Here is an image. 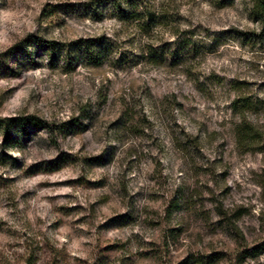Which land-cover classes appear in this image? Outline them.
<instances>
[{
    "label": "rangeland",
    "instance_id": "obj_1",
    "mask_svg": "<svg viewBox=\"0 0 264 264\" xmlns=\"http://www.w3.org/2000/svg\"><path fill=\"white\" fill-rule=\"evenodd\" d=\"M93 1L0 0V264H264L252 0H149L147 32ZM102 36V66L36 46Z\"/></svg>",
    "mask_w": 264,
    "mask_h": 264
},
{
    "label": "trees",
    "instance_id": "obj_2",
    "mask_svg": "<svg viewBox=\"0 0 264 264\" xmlns=\"http://www.w3.org/2000/svg\"><path fill=\"white\" fill-rule=\"evenodd\" d=\"M103 4L112 5L117 10L120 18L138 24L146 32L147 29L165 19L164 12L160 13V11L158 12L152 8L149 5V0H95L92 6L97 7V5L101 6ZM126 4L128 8L123 6ZM250 13L259 22L264 24V0H252ZM104 39L103 36L99 38L89 37L71 43H61L58 40H42L39 38L38 42L36 41V46L42 47L41 50H45L51 59H64L68 66L75 65L78 60H84L89 65L102 66L107 59L105 52L108 51ZM185 40L182 43L183 50L191 51L192 46L186 43ZM25 49L28 50L27 47ZM146 56L154 62L160 61V56L157 54L154 46L147 48ZM18 125L26 129L27 127L46 128L49 126V123L41 117L29 115L22 120L19 119ZM2 127L3 124L0 123V130ZM235 132L238 145L244 147L245 150H252L253 147L259 146L257 147L258 150L264 151L263 132L245 116L236 125Z\"/></svg>",
    "mask_w": 264,
    "mask_h": 264
}]
</instances>
